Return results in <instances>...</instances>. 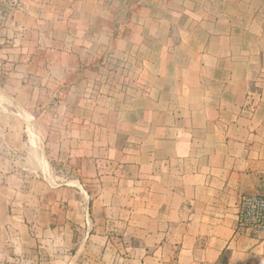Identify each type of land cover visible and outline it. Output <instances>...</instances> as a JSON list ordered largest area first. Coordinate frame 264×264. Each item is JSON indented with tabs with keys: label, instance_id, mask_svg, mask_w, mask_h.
Instances as JSON below:
<instances>
[{
	"label": "crops",
	"instance_id": "1",
	"mask_svg": "<svg viewBox=\"0 0 264 264\" xmlns=\"http://www.w3.org/2000/svg\"><path fill=\"white\" fill-rule=\"evenodd\" d=\"M10 1L0 264H264V0Z\"/></svg>",
	"mask_w": 264,
	"mask_h": 264
},
{
	"label": "built area",
	"instance_id": "2",
	"mask_svg": "<svg viewBox=\"0 0 264 264\" xmlns=\"http://www.w3.org/2000/svg\"><path fill=\"white\" fill-rule=\"evenodd\" d=\"M17 0L9 2V6H17ZM237 225L240 229L264 235V196L244 194L238 204Z\"/></svg>",
	"mask_w": 264,
	"mask_h": 264
},
{
	"label": "rangeland",
	"instance_id": "3",
	"mask_svg": "<svg viewBox=\"0 0 264 264\" xmlns=\"http://www.w3.org/2000/svg\"><path fill=\"white\" fill-rule=\"evenodd\" d=\"M5 68H6L5 64H4V65H1V64H0V74H2V71H4V70L7 71V69H5ZM3 82L5 83V82H6V79H2V80H1V78H0V84L3 85ZM122 258H123L122 256H121L119 259L116 258L115 261L118 260V263L121 264V263H122ZM44 259H45V258H44ZM76 264H81V262L78 261ZM90 264H91V262H90ZM106 264H107V263H106Z\"/></svg>",
	"mask_w": 264,
	"mask_h": 264
}]
</instances>
